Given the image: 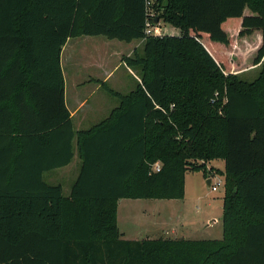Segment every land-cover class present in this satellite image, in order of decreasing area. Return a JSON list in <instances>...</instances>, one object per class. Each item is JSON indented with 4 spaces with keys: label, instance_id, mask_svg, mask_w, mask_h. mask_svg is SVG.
<instances>
[{
    "label": "trees",
    "instance_id": "obj_1",
    "mask_svg": "<svg viewBox=\"0 0 264 264\" xmlns=\"http://www.w3.org/2000/svg\"><path fill=\"white\" fill-rule=\"evenodd\" d=\"M130 9L0 0V264H264V0H157L179 35L146 36L145 0L139 21ZM255 30L258 46L235 42ZM83 34L143 39L124 58L141 76L126 94L108 89L118 105L75 131L60 53ZM258 64L252 81L234 72ZM74 146L65 196L43 173L69 164ZM219 159L221 239L121 237L118 199H181L195 161Z\"/></svg>",
    "mask_w": 264,
    "mask_h": 264
},
{
    "label": "rangeland",
    "instance_id": "obj_2",
    "mask_svg": "<svg viewBox=\"0 0 264 264\" xmlns=\"http://www.w3.org/2000/svg\"><path fill=\"white\" fill-rule=\"evenodd\" d=\"M159 25L161 26L163 32L165 31V34L173 35L171 34L174 33L172 32L173 29L171 25L164 23L162 20H160ZM87 49L96 53L94 56L99 57L100 61H104V59L108 57L107 50L101 45L97 47L87 45ZM134 55L138 54H133L132 56ZM246 58H248V56H244V60H246ZM101 71L102 70H84L82 73L86 76L87 74L92 76L94 74V77L101 79L103 77V74L100 73ZM257 74L258 68L250 71L249 73L242 74L240 77L244 80L251 81L257 76ZM140 76L141 72L138 67L131 66L127 68L126 64H122L117 69L110 81L100 85L99 89L93 92L92 96L88 98L89 102H98L101 107L103 105V112L106 110L110 111L112 107L118 105L119 100L117 97L111 94L108 89H115L117 92L126 94L130 91V86L132 87V85H137L140 80ZM72 86V81L70 77L67 76V88L70 105ZM93 87H95V84H91L90 86L81 90L82 92L78 94L81 98L87 97ZM103 115L101 117H104ZM215 161L216 160L195 161L197 165H202L201 169L197 171H192L189 169L186 172L184 183L185 192L184 197L181 199H172L170 201L153 198L122 199L119 203L118 212V227L124 235H122V237L125 239H171L175 235L179 236L180 232H187L189 230L191 231L193 225L196 229H198L199 232L195 236V239H207L212 237L216 238L217 236H221L224 175L223 172L217 168L220 165L215 163ZM78 171L79 159L78 156L75 155L67 167L61 171L52 172L48 175H45L44 180L48 182L49 176L53 174L54 179H56L57 183L62 184L64 194L67 195L70 192L71 184L75 180ZM210 177H212L213 180L221 179L223 184L219 185L217 190H211L206 184V179ZM125 201L130 202V204L126 205ZM154 205L157 206V208L159 207L157 212L160 213L159 217H163L167 215V213L174 214L175 216L181 215L183 217H180L183 224H177L176 233H173L171 228H168V230L159 228L161 227L160 224L158 226L152 225L154 214L152 215L150 212L153 211L152 208ZM183 219L185 221H183ZM214 219L215 222H213ZM139 221L141 224H143L140 225L142 226L141 228H139V224L137 223ZM208 222L212 224L207 226ZM216 230L217 234L210 236L212 234H209V232L212 231L215 233Z\"/></svg>",
    "mask_w": 264,
    "mask_h": 264
},
{
    "label": "crops",
    "instance_id": "obj_3",
    "mask_svg": "<svg viewBox=\"0 0 264 264\" xmlns=\"http://www.w3.org/2000/svg\"><path fill=\"white\" fill-rule=\"evenodd\" d=\"M99 0H93L94 4L97 3ZM130 2V10L131 13L134 16L135 21H139L140 18V13H141V0H129ZM118 13L121 11V5H119ZM237 27L233 30V32H236ZM172 32L173 35H179L180 30L179 28L173 27L172 26ZM170 35V34H167ZM234 37V36H233ZM78 39V40H77ZM235 42H246L247 45L251 46V48H254L259 45L261 42V34L260 31H253L250 35L245 36L243 39H236ZM240 43L238 46H240ZM87 45L97 47L99 45L103 46L104 49L107 50L108 52V57L104 59V61H100L99 57L94 56L96 53L93 51H89L87 49ZM126 45V46H125ZM143 45V39L137 38V39H131L130 41H124V40H119L116 38H108L104 35H76L73 37L67 38L65 44L63 45L60 53V64H61V69L64 77V99H65V105L67 110L70 113V117L72 120L73 128L75 131L81 130V129H86L89 128L90 126L98 123L102 119L106 118L110 111L106 110L103 112V105H101L98 102H89V97L92 96L93 92L95 90H98L100 85L105 84L106 82L110 81L111 78L114 76L115 72L117 69L122 65L125 64L123 61L125 57H130L133 55L135 52H140L141 48ZM244 46V45H243ZM140 48V49H139ZM110 51V53H109ZM238 52V50H237ZM235 51V53H237ZM128 68L129 66L126 65ZM259 67L260 65H253L249 66L246 68H242L239 70H236L234 72L238 73L239 75L249 73L250 71L258 68V73H259ZM84 70H102L100 73L103 74V77L101 79H98V77H94L95 75L93 74H87V76L84 74ZM94 73V72H92ZM258 75V74H257ZM67 76L70 77L72 81V93H71V105H70V99H69V94H68V88H67ZM257 77V76H256ZM255 77V78H256ZM254 78V79H255ZM247 81V80H246ZM252 81V80H251ZM91 84H95V87L91 89V92L88 94L87 97L81 98L78 93L82 92L81 90L85 89L86 87L90 86ZM136 87V85L130 86V91L133 90ZM115 90V89H113ZM116 107V106H115ZM103 114L104 117H101ZM102 118V119H101ZM98 120V121H97ZM76 149V147H75ZM74 149V157L77 155V151L75 152ZM77 150V149H76ZM78 156V155H77ZM79 159V158H78ZM215 163H217L218 166L217 168L220 169L221 171L224 169V161L219 159L216 160ZM69 164L48 170L43 173V179L45 175H48L49 173L52 172H57L63 170L65 167H67ZM79 166H80V161H79ZM214 166V165H213ZM208 179V178H207ZM206 179V181H207ZM45 181V180H44ZM48 184H60L57 183L56 179H54L53 174L49 176V181H45ZM72 185V184H71ZM209 187V186H208ZM71 188V187H70ZM62 192L63 187H62ZM65 195V194H64ZM68 195V194H67ZM65 195V196H67ZM122 199L125 198H120L118 199L117 202V226H118V212H119V203ZM139 199V198H138ZM165 200H172V199H165ZM223 200V198H222ZM126 202V205H129L130 202ZM124 202V203H125ZM123 203V202H122ZM171 203V202H168ZM223 205V202H222ZM159 208V207H158ZM157 206L154 205L152 208V212H150L153 216V224L158 226L160 224L162 229L168 230V228L172 229L173 233H176V226L177 224H183L182 220L180 217L181 215H174V214H169L159 217L160 213L158 212ZM223 208V207H222ZM158 215V216H157ZM143 218V217H142ZM183 218V217H182ZM183 221H185L183 219ZM215 222V219L214 221ZM139 224V228H141L143 225L141 222H137ZM136 224V223H135ZM212 223H207V226H210ZM119 229V227H118ZM120 231V230H119ZM120 233L123 235V233L120 231ZM198 229L195 228V226H192L191 231H185V232H180L179 236L175 235L171 239H187V240H218L221 239L223 236V217H222V229H221V236H217L216 238H207V239H195V236L198 234ZM128 234V233H127ZM209 234H212L210 236H213V234H217V230L215 233L212 231L209 232ZM121 235V237H122ZM124 236V235H123ZM177 237V238H176ZM125 239L124 237H122Z\"/></svg>",
    "mask_w": 264,
    "mask_h": 264
},
{
    "label": "built area",
    "instance_id": "obj_4",
    "mask_svg": "<svg viewBox=\"0 0 264 264\" xmlns=\"http://www.w3.org/2000/svg\"><path fill=\"white\" fill-rule=\"evenodd\" d=\"M157 0H145V27H144V34L146 36L148 35H154V36H161L165 34V31L163 32L161 26L159 25L160 20L156 23H154V18L157 17V13L153 9V4ZM215 95H217V92H215ZM154 171H158L160 169V164L158 162H155L153 164ZM210 180L209 188L211 190H217L219 185H222L221 179L213 180L212 177L208 178Z\"/></svg>",
    "mask_w": 264,
    "mask_h": 264
},
{
    "label": "water",
    "instance_id": "obj_5",
    "mask_svg": "<svg viewBox=\"0 0 264 264\" xmlns=\"http://www.w3.org/2000/svg\"><path fill=\"white\" fill-rule=\"evenodd\" d=\"M157 21H158V17H155L154 18V23H156ZM209 183H210V180L207 179V181H206L207 186H209Z\"/></svg>",
    "mask_w": 264,
    "mask_h": 264
}]
</instances>
